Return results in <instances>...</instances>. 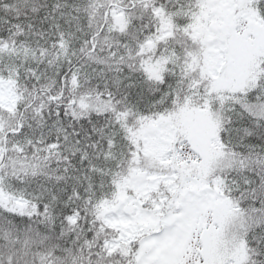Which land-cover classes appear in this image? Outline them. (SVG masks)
Here are the masks:
<instances>
[{"label":"snow or ice","instance_id":"1","mask_svg":"<svg viewBox=\"0 0 264 264\" xmlns=\"http://www.w3.org/2000/svg\"><path fill=\"white\" fill-rule=\"evenodd\" d=\"M0 264H264V0H0Z\"/></svg>","mask_w":264,"mask_h":264}]
</instances>
